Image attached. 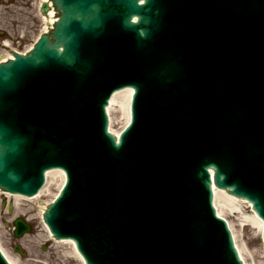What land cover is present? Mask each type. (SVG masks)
<instances>
[{
    "label": "water",
    "instance_id": "95a60500",
    "mask_svg": "<svg viewBox=\"0 0 264 264\" xmlns=\"http://www.w3.org/2000/svg\"><path fill=\"white\" fill-rule=\"evenodd\" d=\"M53 1L54 30L0 65V189L32 197L64 169L44 219L88 264H242L212 199L264 219V0Z\"/></svg>",
    "mask_w": 264,
    "mask_h": 264
},
{
    "label": "rangeland",
    "instance_id": "374dc122",
    "mask_svg": "<svg viewBox=\"0 0 264 264\" xmlns=\"http://www.w3.org/2000/svg\"><path fill=\"white\" fill-rule=\"evenodd\" d=\"M43 0H0V59L5 54L2 48L4 40L10 42L11 48L29 49L42 33L44 19H42L39 6ZM8 52V51H7ZM118 126L117 122L114 128ZM58 185L53 182L51 193L43 195L37 200H21L26 207V211L18 212L15 209L10 212L8 208H2L6 200L9 205H14L15 200L5 199V195L0 194V236L3 247L12 255L18 257V264H80L77 260L64 251L70 250V246H60L54 242H48V233L45 231L41 221L40 212L34 208L42 207L57 192ZM7 204V205H8ZM244 213L252 214V209L243 207ZM26 214V215H24ZM22 217L30 222L34 227L33 232L16 239L13 236V224L15 218ZM236 232L239 244L245 248L246 259L249 264H264V248L257 228L252 226H241L238 216L228 215ZM247 224V223H246ZM15 245H20L25 250L26 255L21 256L14 251Z\"/></svg>",
    "mask_w": 264,
    "mask_h": 264
},
{
    "label": "bare ground",
    "instance_id": "6f19581e",
    "mask_svg": "<svg viewBox=\"0 0 264 264\" xmlns=\"http://www.w3.org/2000/svg\"><path fill=\"white\" fill-rule=\"evenodd\" d=\"M43 2H46V10L43 14V16L41 15V17H43L44 19V28L41 34L43 33H48L50 32L51 28H53L57 22V20L60 19V15L57 13V11L55 10L54 7V2L52 3V0H43ZM43 2H41L40 4H38L39 9L40 6L43 5ZM54 30V29H52ZM40 34V35H41ZM39 35V36H40ZM4 44L6 46H8L10 44V42L5 41ZM2 47H4V45L2 44ZM31 48V47H30ZM29 48V49H30ZM6 49V48H5ZM16 50V49H15ZM11 54V53H10ZM133 95H134V90H126L123 89L120 94L114 99V101L112 102V104L110 105V107L108 108V112L109 115L112 119V128H111V134H114L115 136H117V139L120 140L121 138V132L128 126V124L130 123L131 120V111L133 112V108L130 107L132 99H133ZM134 118V115H133ZM115 122H117L118 126L116 128H114V124ZM119 136V137H118ZM65 172L64 171H60V172H56V173H52L48 175V180H49V184L45 187V189L42 191V193L39 195V197L35 198V199H30L27 198V200H37L39 198H41L42 195H48L51 193V187L50 185L54 182L58 185L59 188H62L64 181H65ZM216 199H215V204L219 213V216H221L223 219H226L227 222L229 223V227L233 230V234L238 246V250L241 256V259L244 261L245 264H249L248 260L246 259L245 256V251H247L245 248H243L236 237V232L233 228V225L230 221V219L228 218V214H231L232 216H238L241 220V226H246L248 224V226H252L254 228L258 229L259 234L262 233L263 231V226H264V222L262 220V218L259 217V215L253 211L252 208V204L251 202H248L247 199H242L239 198L238 196L232 195L229 192H225L222 189H219L216 187ZM1 194V193H0ZM8 195V194H7ZM13 195H8V197L10 199H12ZM13 200H15L14 206H16V210L20 213L23 211H26V207L23 205V201L21 202V200H25L26 198L24 197H19V196H13ZM53 200V199H52ZM52 202L51 199L48 200V204ZM44 204V206H42L41 208H34L35 210H38L40 212V217H43V213L45 212L46 206ZM243 207L246 208H250L252 209V214L247 215L244 213ZM247 223V224H246ZM44 229H46L45 231H47L49 233V230H47V227L44 225ZM50 234V233H49ZM50 237V235H49ZM51 239H53V237H51ZM56 244L58 246V248H60V246H70V250L68 251H64V253L66 255H69L71 257H74L80 264H85V260L83 258V256L77 251V248L75 244H67V243H61L60 240L55 239ZM0 243H1V250L4 253V255L7 257V259L12 263V264H18L19 261L18 257L15 255H12L7 249L3 248L2 242H1V238H0Z\"/></svg>",
    "mask_w": 264,
    "mask_h": 264
}]
</instances>
